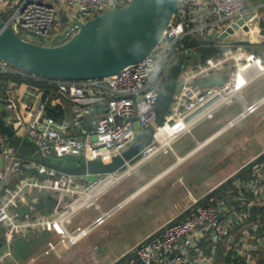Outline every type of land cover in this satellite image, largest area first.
Segmentation results:
<instances>
[{
    "label": "built area",
    "instance_id": "built-area-1",
    "mask_svg": "<svg viewBox=\"0 0 264 264\" xmlns=\"http://www.w3.org/2000/svg\"><path fill=\"white\" fill-rule=\"evenodd\" d=\"M128 1L0 0V15L6 17L3 20L21 38L49 45L46 42L51 29L62 12L69 24L75 20L86 22L110 8L124 6ZM252 1L181 0V19L174 18L170 22L153 52L108 77L46 78L23 71L0 58V74L6 78L0 89V105L8 112L5 123L12 125L15 134L23 141L27 139L45 156L74 155L87 162L123 156L135 141L136 122L142 131L153 125L154 139L144 148L141 159L150 158L170 148L197 124L213 118L222 106L242 98V90L249 83L245 74L250 67L260 65L264 72V61L256 53L247 54L241 46L224 43L221 52L206 58H201L197 51L205 39L218 36L244 13L255 10L254 19L264 17V1L259 4H252ZM192 37L200 38L201 43L186 45ZM181 53L191 59L197 55L199 61L183 65L181 89L174 93L164 123L157 125L156 108L161 97L158 86L163 83L164 87L168 69ZM226 72V84L200 86L215 75L223 78ZM16 74L41 79L46 84L35 88L20 86L14 78ZM263 102L264 97L245 106L228 126H234L255 112ZM59 107L64 109L61 110L63 114L51 112V108ZM169 129L173 130L172 134ZM165 133H168L166 139ZM11 139H4L0 128V242L10 248L2 260L11 254L19 236L56 231L67 246H73L111 216L112 210L86 227L71 230L69 226L74 217L85 207L95 204L92 194L102 175L95 183H89L78 175L58 171L23 156L21 148ZM249 190L253 191L251 174L248 178L237 179L224 197H211L206 204L192 207L185 217L170 221L139 243L133 255L126 254L115 264H205L202 249L194 256L191 254L201 238L219 248H224L223 243L227 244L228 251L234 249L241 257L249 252L247 260L244 257L245 264H264L259 259L254 262L251 257L253 251H258L264 244L263 237L243 246L242 254L236 250L238 243L232 233L231 221L248 214L240 210L245 205L250 206ZM45 193L53 196L56 204L49 207L50 210L41 211L32 202ZM87 195L90 198L85 200ZM245 198V203L238 202ZM27 203H31L30 209L25 208Z\"/></svg>",
    "mask_w": 264,
    "mask_h": 264
},
{
    "label": "crops",
    "instance_id": "crops-1",
    "mask_svg": "<svg viewBox=\"0 0 264 264\" xmlns=\"http://www.w3.org/2000/svg\"><path fill=\"white\" fill-rule=\"evenodd\" d=\"M262 1L258 0L254 3L259 4ZM249 24L251 26L249 31H238L221 43L241 46L245 48L247 54L251 53L252 48L259 47L260 51L256 50L255 53L264 61V17L259 20L253 18ZM262 64L264 65V62ZM245 77L249 83L242 90V98L236 99L239 102L238 110L223 113L221 107L213 118L194 126L190 132L174 141L170 148L150 158L140 159L124 172L102 175L101 181L95 185L92 194L95 200L94 205L101 210V214L84 220L78 227H86L104 213L112 210L113 214L123 206L134 203L128 211V216L132 218L137 216L140 223L148 227L144 229L138 242L122 253L124 256L170 221L185 217L184 214L187 215L192 207L228 180L232 179V185H234L237 179L244 176L248 178L251 174L253 175V191H247L250 206L245 205L240 210L247 211L248 214L241 219L231 221L232 233L238 243L236 250L243 254L245 251L243 246H247L253 240L264 238V143L262 149L253 154V151L249 152L252 146L250 148L245 145L238 146L241 142H237L239 139L236 138L242 130H235L230 136L223 138L228 129L251 116L253 120L249 123L250 131L263 130L264 132V102L255 112L234 126H228L229 121L236 118L245 106L256 103L264 97V72L260 65L250 67ZM223 79L227 81V75L224 74ZM246 90L249 93L248 96L244 93ZM56 108H51V112L55 114L61 110L64 111L61 107ZM261 134L264 136L263 133ZM245 139L247 140V137ZM230 144L238 147L226 151L225 146ZM242 146H244L243 150H241ZM261 157L263 159H259ZM252 164H254L252 170L249 171L248 166ZM117 185H120L119 190L109 195L101 204L98 201L99 198ZM246 201L245 198L238 202ZM30 206L31 203H27L25 208L28 209ZM223 245L224 248L221 246L219 249L205 238H201L196 250L193 249L191 254L194 256L199 249H202L205 264H223L221 262L223 256L219 252L223 249V252L227 254L229 248L227 244L223 243ZM248 253L244 255L246 260ZM244 257H241L243 264H245ZM251 257L253 260L264 261V244L258 251H253Z\"/></svg>",
    "mask_w": 264,
    "mask_h": 264
},
{
    "label": "water",
    "instance_id": "water-1",
    "mask_svg": "<svg viewBox=\"0 0 264 264\" xmlns=\"http://www.w3.org/2000/svg\"><path fill=\"white\" fill-rule=\"evenodd\" d=\"M180 1L129 0L124 6L110 8L86 22L73 21L63 32L54 36L51 45L21 38L0 17V58L23 71L46 78L84 80L108 77L142 61L153 52L170 22L174 18L181 19ZM255 14V10L248 11L230 26H226L218 36L205 39L197 47L201 58L212 57L221 52V42L238 31H249V21ZM256 50L260 51L259 47L252 48L251 52L255 54ZM198 61L197 55L191 59L181 53L169 67L164 87L163 83L158 86L161 97L156 108L157 125L164 123L173 95L181 89L180 73L183 65ZM226 83L225 79L215 75L200 86ZM7 115L8 112L4 110L0 117V128L20 146L23 138L15 134L12 125L5 123L4 117ZM135 131V141L123 156L117 155L104 160L87 162L74 155L48 157L37 151L35 146L24 148L33 161L95 183L100 175L124 172L141 159L144 148L154 139L155 128L150 125L142 131L139 122H136ZM40 176L47 177L45 174ZM42 199L43 196H37L32 205L37 206ZM46 203L51 208L55 206L56 200L49 195Z\"/></svg>",
    "mask_w": 264,
    "mask_h": 264
},
{
    "label": "rangeland",
    "instance_id": "rangeland-1",
    "mask_svg": "<svg viewBox=\"0 0 264 264\" xmlns=\"http://www.w3.org/2000/svg\"><path fill=\"white\" fill-rule=\"evenodd\" d=\"M257 1L258 0H254L252 3ZM62 15L63 13H61L59 21L52 27L51 36L46 42L47 44H53L54 36L67 28L69 23L62 22ZM0 16L2 19H6L4 15ZM37 40L40 42V39ZM225 75H227V72ZM244 93L246 96L249 95L247 90ZM4 109L5 106L0 105V113H2ZM238 109L239 102L235 100L231 104L222 106L221 112L230 113ZM251 120H253V116L242 120L235 127L228 129L223 135V138H227L235 130H242L239 137L236 138L239 139L237 142H241L238 146L245 145L247 148L252 146L249 152L252 153L251 151H253L254 154L263 147L264 136H262L261 133L264 134V132H262L263 130H253V132H251L249 126ZM2 134L4 139H10L3 130ZM246 137L247 140L245 139ZM26 142L29 143V141L25 139L22 144L18 146L21 148L23 156H26V152L23 149ZM238 146L234 144L226 145L225 150L231 151ZM243 147L244 146H242L241 150H243ZM238 151L240 152V150ZM224 153L227 154V152ZM119 188L120 185L112 187V189L102 195L98 201L103 204V200L119 190ZM35 194L37 195L38 191H36ZM43 196H45V198L38 202L37 209L41 211L50 210L46 203V198L49 195L45 193ZM110 202H112V200ZM133 204L134 203L127 204L115 211L110 217H107L101 224L92 229L87 236L83 237L73 246H67L56 231H43L38 235L29 234L26 237L19 236L14 242L15 246H12V253L7 254L5 260H2V257L5 253L9 252L10 248L6 243L0 246V264H115L123 257L122 253L124 251L138 242L142 232L148 227V225L140 223V219H138L137 216L133 218L128 216V211L132 208ZM99 214H101V210L95 205L85 207L74 217L69 227L71 230H76L79 224L84 220ZM135 248L128 254L133 255Z\"/></svg>",
    "mask_w": 264,
    "mask_h": 264
},
{
    "label": "trees",
    "instance_id": "trees-1",
    "mask_svg": "<svg viewBox=\"0 0 264 264\" xmlns=\"http://www.w3.org/2000/svg\"><path fill=\"white\" fill-rule=\"evenodd\" d=\"M63 21L67 22L66 15L64 13L62 15V22ZM199 43H201V40H200V38H197V37H192V38H190V39H188L186 41V45H188V46H192V45L194 46V45L199 44ZM14 78L18 81L20 86L21 85H26V86H31V87L35 88V87H39V86H44L46 84L45 81H43L41 79H36V78L28 77V76H22V75H19V74L14 75ZM5 79L6 78L2 74H0V89L3 86L2 82H4ZM25 146L30 147V146H34V145L26 143ZM23 149L26 152V156H29V154L26 151V149L25 148H23ZM20 151H22V150H20ZM259 159H263V157H261ZM253 165L254 164H252V166L251 165L248 166L249 167L248 168L249 171L252 170ZM232 182H233V180L230 179V180H228L227 183L223 184L221 187L216 188L215 190H213L211 193H209L206 196L205 199L200 201V204H206L211 197H217V198L224 197L225 194H226V190L232 186ZM188 213H189V211H188ZM184 216H186V215L184 214ZM219 253L222 254V256H223V258L221 259V262L223 264H240L242 262L241 256L236 254V251L234 249L229 250L227 252V254L225 252H223V249H221Z\"/></svg>",
    "mask_w": 264,
    "mask_h": 264
},
{
    "label": "bare ground",
    "instance_id": "bare-ground-1",
    "mask_svg": "<svg viewBox=\"0 0 264 264\" xmlns=\"http://www.w3.org/2000/svg\"><path fill=\"white\" fill-rule=\"evenodd\" d=\"M169 133H170V134H172V133H173V130H172V129H169ZM166 134H168V133H165V134H164V135H165L164 139H166V138H167ZM160 136H161V134H160ZM89 198H90V196H89V195H87V197H86V199H85V200H87V199H89ZM74 239H75V237H74Z\"/></svg>",
    "mask_w": 264,
    "mask_h": 264
}]
</instances>
